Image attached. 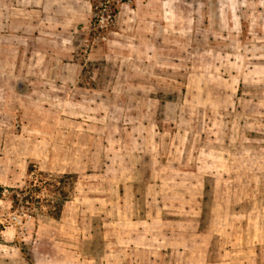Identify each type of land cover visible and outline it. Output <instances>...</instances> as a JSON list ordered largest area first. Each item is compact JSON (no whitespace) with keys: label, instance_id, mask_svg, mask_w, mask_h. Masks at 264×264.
<instances>
[{"label":"rangeland","instance_id":"rangeland-1","mask_svg":"<svg viewBox=\"0 0 264 264\" xmlns=\"http://www.w3.org/2000/svg\"><path fill=\"white\" fill-rule=\"evenodd\" d=\"M86 1L76 84L0 80V264H264V0Z\"/></svg>","mask_w":264,"mask_h":264},{"label":"crops","instance_id":"crops-1","mask_svg":"<svg viewBox=\"0 0 264 264\" xmlns=\"http://www.w3.org/2000/svg\"><path fill=\"white\" fill-rule=\"evenodd\" d=\"M88 16L86 0H0V80H18L17 86L20 87L19 80H24L25 75L34 86L76 84L83 65L73 60L74 51L64 50L73 48L71 33L79 24L86 22ZM64 58L68 59L67 63L63 62ZM42 72L45 73L43 76ZM2 86L0 83V89ZM185 120V113L180 114L179 135L181 130L186 131L183 128ZM176 150L181 152V143L177 144ZM182 160V157L157 160L153 155L143 161L150 169V175L146 173V177H150V183L158 192H168L171 188L181 192V180L170 181L159 174L171 172L179 177ZM141 165L139 161L135 166L133 182L142 181Z\"/></svg>","mask_w":264,"mask_h":264},{"label":"built area","instance_id":"built-area-1","mask_svg":"<svg viewBox=\"0 0 264 264\" xmlns=\"http://www.w3.org/2000/svg\"><path fill=\"white\" fill-rule=\"evenodd\" d=\"M25 215H26V214H25ZM27 216L30 217L29 215H27ZM12 219L15 220V221L20 222V220L18 219V217H17L16 215H13V216H12Z\"/></svg>","mask_w":264,"mask_h":264}]
</instances>
